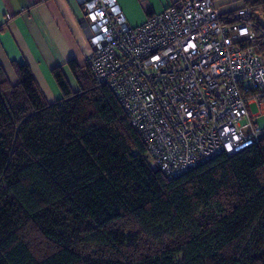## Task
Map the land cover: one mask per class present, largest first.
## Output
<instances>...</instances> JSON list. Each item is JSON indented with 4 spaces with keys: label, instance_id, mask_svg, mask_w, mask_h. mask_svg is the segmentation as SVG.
<instances>
[{
    "label": "trees",
    "instance_id": "1",
    "mask_svg": "<svg viewBox=\"0 0 264 264\" xmlns=\"http://www.w3.org/2000/svg\"><path fill=\"white\" fill-rule=\"evenodd\" d=\"M264 59V0H248ZM0 67V264H264V133L168 178L87 63Z\"/></svg>",
    "mask_w": 264,
    "mask_h": 264
},
{
    "label": "built area",
    "instance_id": "2",
    "mask_svg": "<svg viewBox=\"0 0 264 264\" xmlns=\"http://www.w3.org/2000/svg\"><path fill=\"white\" fill-rule=\"evenodd\" d=\"M215 1L179 0L131 27L115 0H74L91 47L89 69L168 178L240 152L264 133L256 122L264 114V59L251 45V9L222 14Z\"/></svg>",
    "mask_w": 264,
    "mask_h": 264
},
{
    "label": "crops",
    "instance_id": "3",
    "mask_svg": "<svg viewBox=\"0 0 264 264\" xmlns=\"http://www.w3.org/2000/svg\"><path fill=\"white\" fill-rule=\"evenodd\" d=\"M126 22L136 27L179 0H115ZM248 0H216L222 14H230ZM84 16L74 0H0V67L8 80L18 81L16 66L26 64L45 99L61 97L52 70L61 66L71 88L77 85L67 66H85L91 47L83 29Z\"/></svg>",
    "mask_w": 264,
    "mask_h": 264
},
{
    "label": "rangeland",
    "instance_id": "4",
    "mask_svg": "<svg viewBox=\"0 0 264 264\" xmlns=\"http://www.w3.org/2000/svg\"><path fill=\"white\" fill-rule=\"evenodd\" d=\"M252 112L256 113L258 111V108L255 104L251 106ZM256 122L259 125V127L264 128V114H260L256 118Z\"/></svg>",
    "mask_w": 264,
    "mask_h": 264
}]
</instances>
